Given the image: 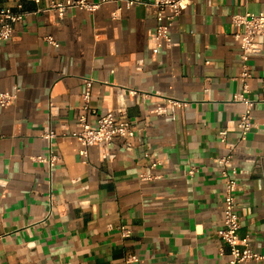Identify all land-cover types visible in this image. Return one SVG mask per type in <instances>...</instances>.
Listing matches in <instances>:
<instances>
[{
	"label": "crops",
	"instance_id": "0c3cea01",
	"mask_svg": "<svg viewBox=\"0 0 264 264\" xmlns=\"http://www.w3.org/2000/svg\"><path fill=\"white\" fill-rule=\"evenodd\" d=\"M140 1L75 9L65 19L32 14L0 41V92L20 87L16 102L0 107V264H125L130 254L134 264H228L217 234L225 196L218 159L231 152L240 235L264 254V37L249 61L256 127L239 142L245 107L234 101L242 62L231 21L263 12L264 0H196L157 52L158 8ZM89 81L96 114L83 110ZM118 108L140 130L132 147L115 140L82 156L79 115L95 126ZM49 131L61 158L51 168L33 159L49 155ZM148 153L162 162L157 180L140 179Z\"/></svg>",
	"mask_w": 264,
	"mask_h": 264
},
{
	"label": "built area",
	"instance_id": "2783aa9c",
	"mask_svg": "<svg viewBox=\"0 0 264 264\" xmlns=\"http://www.w3.org/2000/svg\"><path fill=\"white\" fill-rule=\"evenodd\" d=\"M196 0H155L158 8L156 16L155 39L157 52L165 43L171 42V28L177 18L190 6L194 5ZM108 3L123 4L126 9H131L145 3L140 0H22L11 6H0V41H8L12 39L17 24L25 21L32 14L54 12L60 19H65L68 14L75 9L84 10L95 13L101 7ZM34 5L33 9H29L27 5ZM170 10L169 13L166 11ZM121 8H118L112 14L113 19L120 17ZM232 25L235 28L233 37L240 43V59L242 62L241 72L237 80L241 83V91L234 95V101L242 103L245 107L244 112L238 123L240 132L239 142L246 140L249 133L256 127L253 121V110L255 101L248 97L251 92L249 81L253 78L249 61L254 55L263 52L262 38L264 37V11L260 13H245L233 15L231 18ZM48 43L58 47L59 43L52 37L45 38ZM209 64V62H207ZM91 86L92 81L86 85V91L83 94L84 112L91 110ZM20 87L14 86L12 90L0 92V107L8 108L12 106L18 99ZM135 93V92H133ZM80 129L75 134L76 140L80 146V154L84 157L88 155V148L98 144H112L115 140H121L127 147H132V142L140 134V130L130 121L123 118V110L121 108L114 109L111 112L99 115L96 125L93 126L87 121L85 114L78 117ZM49 140L50 148L48 156L33 157L42 163L49 164L50 168L60 162L61 158L51 145L55 133L49 131L44 134ZM222 142L227 140V131L220 132ZM152 158V162L148 170L140 173V179L143 181H153L159 179L157 169L162 164L161 160L146 154ZM220 173L225 182L224 196V217L223 227L218 230L219 238L228 247V264H252L254 261L264 260V254L258 253L252 246L250 235L241 236L240 216L237 208L236 193L239 189L238 167L233 163V154L227 153L218 159ZM196 169H191L189 174L194 176ZM121 237L123 239L132 236V230L126 226L120 227ZM139 261L137 255L130 254L125 258V264H134Z\"/></svg>",
	"mask_w": 264,
	"mask_h": 264
}]
</instances>
